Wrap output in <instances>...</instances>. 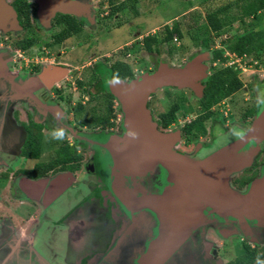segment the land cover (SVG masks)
Returning a JSON list of instances; mask_svg holds the SVG:
<instances>
[{
    "label": "flooded vegetation",
    "instance_id": "1",
    "mask_svg": "<svg viewBox=\"0 0 264 264\" xmlns=\"http://www.w3.org/2000/svg\"><path fill=\"white\" fill-rule=\"evenodd\" d=\"M4 1L14 11V3L20 2ZM21 1L28 4L30 25L24 29L15 11L19 29L0 27V264H137L140 258L153 264H264V217L240 220L218 217L205 209L210 222L186 224L175 235L167 230L162 200L153 203L170 184L166 171L160 166L131 171L117 163L127 161V128L135 122L117 95L131 81L158 71L161 63L183 68L198 55H208V60L200 62L206 67L203 77L157 88L144 102L155 130L175 134L174 143L173 136L166 142L176 154L192 161L249 129L264 108V91L256 92L255 100L245 88L248 107L253 109L247 122L215 121L220 113L229 118L222 108L239 88L211 107L213 113L203 121L204 131L185 132L188 124L207 111L197 106L202 111L194 113L193 103H200L204 80L216 67L208 63L205 48L199 45L183 64L175 66L136 40L139 56L135 64L129 61L134 57L127 50L131 42L117 54L93 53L86 60L76 57L73 63L66 57L69 52L76 44L86 46L97 18L116 17L118 11L111 12V8L119 4L105 0L99 7L98 0L95 5L93 0H77L89 5L88 12L55 11L44 22L38 16L37 0ZM105 7V15L100 14ZM84 30V42L73 44L71 40L81 37ZM21 32L25 33L13 39ZM24 40L33 44L21 49L17 44ZM112 83L117 84L116 94L109 90ZM258 87V92L264 88V80ZM164 88L181 95L174 98L173 93L163 91L161 100L166 103L171 97V103L154 114L153 95ZM173 105L178 107L176 121L164 127L160 113ZM59 130L63 138L55 139ZM259 147L251 164L231 175L233 188L245 190L264 171V139ZM128 154L130 158L129 150ZM168 231L174 239L173 249L164 241ZM225 240L241 246L242 253L225 259Z\"/></svg>",
    "mask_w": 264,
    "mask_h": 264
},
{
    "label": "water",
    "instance_id": "2",
    "mask_svg": "<svg viewBox=\"0 0 264 264\" xmlns=\"http://www.w3.org/2000/svg\"><path fill=\"white\" fill-rule=\"evenodd\" d=\"M37 2L38 16L44 22H47L55 11L81 15L88 12L89 8V5L77 0ZM0 27L5 30L19 29L15 11L4 0H0ZM207 58L206 53L200 54L183 68H173L161 63L158 71L150 75L144 74L142 78L131 81L117 95L130 120L133 122L135 119L134 126L127 128L130 134L128 144L124 146L127 150L125 152L127 161L117 160L118 166L125 164L131 171L136 169L152 171L160 166L166 171L170 186L167 185L168 187L161 196L154 199L153 203L159 204V199L162 200L167 230H173L175 235L186 224L206 222L203 211L208 208L219 216H231L240 220L243 217L256 219L264 217V171L245 190L233 188L229 181L231 175L251 164L260 148L259 143L264 139V108L255 115L249 129L239 132L240 135H236L232 141L195 161L183 158L171 149L172 144L166 141L173 136L170 140L174 143L176 135L158 133L155 130V123L151 121L145 109V97L157 88L170 84H187L192 81L191 78L196 81L203 77L206 67L200 62ZM195 66L198 68L190 77V71ZM110 85L109 90L114 91L117 84ZM122 153L124 154L123 150ZM163 236H167L164 241L168 240L170 246L174 240L171 232L168 231ZM178 243H174V247ZM170 249H173V246H170ZM144 264L153 263L145 259Z\"/></svg>",
    "mask_w": 264,
    "mask_h": 264
},
{
    "label": "rangeland",
    "instance_id": "3",
    "mask_svg": "<svg viewBox=\"0 0 264 264\" xmlns=\"http://www.w3.org/2000/svg\"><path fill=\"white\" fill-rule=\"evenodd\" d=\"M98 1L99 7H102L104 5L103 0ZM95 2L98 4L96 0H93V5H95ZM114 2L116 4H125L124 9L117 10L118 12L115 11L118 14L116 17L109 15L108 18H101L100 21L97 18L95 22L96 26L94 25L95 27L90 30L94 32L92 35L88 36V44L86 46L76 44V42H84V39L86 38L85 35H87L86 30H84L81 37L78 36L79 38L77 37L72 39L71 42L76 44V46L69 52V55L66 56L67 59H71L74 63L76 57L80 60H86L93 53H95V55H103L105 57L107 56L106 54L111 56L113 53L117 54L119 48L126 42H131L133 43L131 49L128 48L127 50H129L131 55L134 56L133 58H130L129 61L135 64L138 61L139 56V54H136L139 49H137L138 46L135 41L142 40L145 35L148 36L154 34L155 32L159 34V37H161L165 32L164 26H171L177 21L182 27L183 36L181 38L175 36L172 41L163 42L160 45L162 51L159 55L166 57L167 62H170L171 65L179 66L184 63V59L189 55V53L196 50L199 46L197 42L201 40L203 35L205 38L207 37L209 39L210 48L215 49L217 47H223L222 41L225 38L229 37L231 34L242 31L243 25L241 23V19L238 17L232 20L230 25L225 28L227 29L226 32L219 36L214 34V32L207 25L208 23L206 21V13L221 6L229 5L226 13L229 15L239 16L238 14L241 7L239 5H234L233 2H235V0H114ZM241 3L242 2H239V4ZM134 7L136 11L132 9ZM107 10L108 9L106 7L103 8V12L100 14L105 15L104 12ZM243 20L245 22L244 25H247L251 19L246 16ZM24 33L25 32H21L20 34L14 35L13 39ZM195 37H198L197 40H194ZM169 48H173L174 50L172 55L167 52ZM223 48L225 49L223 56H227V61L220 63L218 60L212 61L213 59L210 58L208 63L211 64V62H214L216 67L233 66L234 69L236 68L239 70L237 71V77L241 80L243 85L238 92L226 99L227 104L224 105L225 108H222V110L227 111L229 115L227 117L229 118L223 117L222 113H220L215 116V121L224 122V120L229 121L230 119V121L235 122H247L250 118H243L242 112L245 111L246 113H251L253 109L251 110L248 107L249 98L246 94L249 93V96L253 95L252 97L256 100V92L261 94V92L264 91L263 88L258 92V85L262 80H264V49L250 55L239 57L234 53H230L225 47ZM29 51L33 52L34 49L32 48ZM245 88L247 93L245 92ZM163 91L173 93L174 98L181 95L180 92L172 91L169 88L157 90L159 93L153 95V106L151 104L154 114H158L159 111L164 110L165 107H168L171 103V97H168V101L166 100V103L161 100V96H163L161 93ZM177 102H181V100L178 99ZM193 103L195 107L194 113H198L199 111L201 112L202 109L199 110L197 107H200L199 103H197L196 100H194ZM224 106L222 105V107ZM226 108L230 110H227ZM216 132H219L218 127L216 128ZM43 137L45 138L47 135H44ZM208 210L211 209L208 208ZM215 215L219 217V215ZM204 217L206 218L207 216L204 215ZM208 221L210 222V220L207 219L206 223ZM227 240H225V242H227ZM240 253H242L241 246H234L232 242L228 241L225 245V252L220 254H222L224 258L228 257V259H230L233 255H238ZM245 257L246 255H243V258ZM137 264H144V260H141L140 258Z\"/></svg>",
    "mask_w": 264,
    "mask_h": 264
},
{
    "label": "trees",
    "instance_id": "4",
    "mask_svg": "<svg viewBox=\"0 0 264 264\" xmlns=\"http://www.w3.org/2000/svg\"><path fill=\"white\" fill-rule=\"evenodd\" d=\"M112 4V0H108ZM24 2V1H23ZM21 0L18 3H14L15 11L17 12L19 19H21V24L24 29L30 24V14L28 9V4H24ZM106 1L103 0V3ZM133 2V1H131ZM239 2H242L239 4ZM234 5H239L240 12L239 16L229 15L226 13L228 6H221L216 8L211 12L206 13V21L209 28L214 32L216 36H219L226 32L225 29L230 25L231 21L237 17L241 19L242 31L231 34L229 37L225 38L222 41L223 47H225L230 53H234L236 56H244L253 54L259 50L264 49V0H235ZM125 4L113 5L111 12L124 9ZM136 11L135 7L132 8ZM34 14V12H33ZM250 17V21L247 25H244L245 22L243 18ZM164 34L159 37L156 32L154 34L144 37L141 42L145 44V49L147 51H155L158 54L162 51L160 45L163 42L172 41L175 36L181 38L183 36L182 27L179 22H174L171 26H164ZM204 34V33H203ZM198 37H195L194 40H197ZM201 47L205 48L209 52L210 58L218 60L220 63L227 61V56L224 55L225 49L223 47H217L215 49L210 48L209 39L202 36L201 40L197 42ZM33 44L31 40H24L17 44L21 49H26ZM169 54H173V48L167 51ZM130 68L127 66V73H129ZM237 70L233 66H221V67H212L211 72L208 77L204 80V94L200 99L199 105L207 110L205 114L198 119L194 120L192 123L188 124L185 129L195 130V131H204L203 121L213 112L210 110L211 107L218 102H220L225 97L229 96L234 91L242 87L241 80L237 77ZM177 106L173 105L165 112L160 113V119L164 125L167 127L171 122L176 121V111ZM251 113L244 112V118L251 116ZM206 117V118H205Z\"/></svg>",
    "mask_w": 264,
    "mask_h": 264
},
{
    "label": "clouds",
    "instance_id": "5",
    "mask_svg": "<svg viewBox=\"0 0 264 264\" xmlns=\"http://www.w3.org/2000/svg\"><path fill=\"white\" fill-rule=\"evenodd\" d=\"M241 57V56H239ZM63 130H59L56 134H55V137L54 138H57V139H61L63 138ZM237 135H240V133H237Z\"/></svg>",
    "mask_w": 264,
    "mask_h": 264
}]
</instances>
